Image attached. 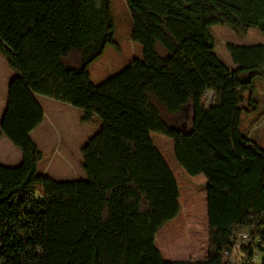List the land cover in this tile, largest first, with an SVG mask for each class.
<instances>
[{"label": "trees", "instance_id": "16d2710c", "mask_svg": "<svg viewBox=\"0 0 264 264\" xmlns=\"http://www.w3.org/2000/svg\"><path fill=\"white\" fill-rule=\"evenodd\" d=\"M111 1L0 0V56L16 73L0 138L22 154L19 166L0 165V264H228L239 229L253 241L242 250L243 262L258 253L264 264V251L256 246L264 245V149L239 129L246 103L257 105L254 78L264 77V46L226 47L237 96L232 135L247 155L239 159L199 129L195 117L183 131L158 108L179 117L194 105L193 93L180 99L162 70L187 40L216 48L205 0H125L131 31L123 42L127 48L139 44L141 58L95 84L89 65L115 45ZM215 1L244 14L231 26L235 34L257 30L264 36V0ZM58 8L66 33L62 50L50 56L34 36ZM72 49L83 53L81 68L64 61ZM208 79L215 90L225 89L216 69ZM39 97L83 111L85 124L94 118L100 123L81 148L85 180L59 182L38 174L43 155L32 132L44 120ZM153 133L172 141L186 175L206 179L202 260L168 261L156 247L157 234L180 214V191Z\"/></svg>", "mask_w": 264, "mask_h": 264}, {"label": "rangeland", "instance_id": "374dc122", "mask_svg": "<svg viewBox=\"0 0 264 264\" xmlns=\"http://www.w3.org/2000/svg\"><path fill=\"white\" fill-rule=\"evenodd\" d=\"M20 1L29 3L35 0ZM111 3L115 45H108L103 54L89 65L88 72L95 84L119 72L121 63L128 64L132 58H141L139 44L129 42L127 48L123 42L131 31L130 14L125 0H112ZM205 15L214 35L216 48L210 51L194 40H187L176 57L162 70L163 77L180 99L189 92L193 93L194 105L187 106L179 117L169 116L159 105L158 108L164 120L178 125L183 131L189 129L191 119L195 117L199 129L223 150L240 159L247 155L235 144L232 135L237 96L236 82L232 77L233 64L226 47L227 44L264 46V36L257 30H250L247 35L235 34L231 26L241 22L239 15L243 13L215 0H205ZM65 33V21L58 8L46 26L34 37L45 52L53 56L62 50ZM64 61L69 67L81 68L83 53L72 49ZM210 69L219 72L225 82V89L218 91L212 87L208 79ZM254 87L257 105L246 103L248 107L242 111L239 129L244 136L255 140L264 149V77H255ZM2 92L4 87L0 80V105ZM215 92L218 94L215 95ZM39 102L44 109V120L32 132V138L43 155L38 165V174L47 175L59 182L85 180L81 148L100 130V123L97 118L90 124L83 123V111L60 102L44 97H39ZM151 138L171 169L180 191V214L157 234L156 247L168 261L202 260L207 254L206 179L203 176L190 177L185 174L175 161L170 139L157 133H153ZM0 143H8L0 145V165L17 166V161L12 160L11 152L17 151L20 154V150L5 138L0 139ZM10 147L14 150H10ZM259 244L256 246L264 251L263 243ZM238 251L240 252L237 250L236 254H239ZM233 256L234 253L231 254Z\"/></svg>", "mask_w": 264, "mask_h": 264}, {"label": "crops", "instance_id": "0c3cea01", "mask_svg": "<svg viewBox=\"0 0 264 264\" xmlns=\"http://www.w3.org/2000/svg\"><path fill=\"white\" fill-rule=\"evenodd\" d=\"M239 17H240V21L244 20V14L243 15H239ZM62 45H63V43H62ZM129 57H131V54L129 55ZM123 65H124V63H121L119 68H121ZM15 76H16V73L11 68H9V66L6 63V61L0 56V80H2V86L4 87V92L1 93L2 94V97H1L2 105H0V122H1V119H2V116H3V113L5 111V108H6L7 96H8V87H9L10 82L13 80V78ZM4 99H5V102H4ZM0 139H2V138H0ZM4 144L8 145V143H4ZM4 144L0 143V145H4ZM10 150L13 151L14 149H12V147H10ZM11 153H12V160H16L17 163H18L17 166H19L21 164V162H22V154H21V152H20V154H18L17 151H13ZM5 155L7 157H10L6 153H5ZM14 167H16V166H14ZM44 176H47V175H44Z\"/></svg>", "mask_w": 264, "mask_h": 264}, {"label": "built area", "instance_id": "2783aa9c", "mask_svg": "<svg viewBox=\"0 0 264 264\" xmlns=\"http://www.w3.org/2000/svg\"><path fill=\"white\" fill-rule=\"evenodd\" d=\"M232 241H233V253L235 256H233L232 260H230V264H260L258 263L259 262V257L257 256L258 253H256L253 257H251L250 260L246 262H243V260L246 259H243V257H241L242 250L246 248L248 245H250L251 242H253L250 237V233L242 229L236 230L233 233ZM237 250H240V252L238 251L239 254H236Z\"/></svg>", "mask_w": 264, "mask_h": 264}, {"label": "bare ground", "instance_id": "6f19581e", "mask_svg": "<svg viewBox=\"0 0 264 264\" xmlns=\"http://www.w3.org/2000/svg\"><path fill=\"white\" fill-rule=\"evenodd\" d=\"M233 253V241H232V245H231V251L230 254H228V264H230V260H232L231 254Z\"/></svg>", "mask_w": 264, "mask_h": 264}]
</instances>
